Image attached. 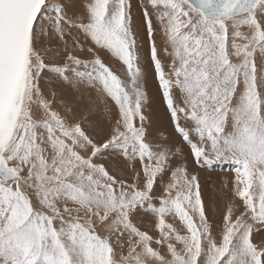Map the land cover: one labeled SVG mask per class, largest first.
<instances>
[{
    "label": "snow or ice",
    "instance_id": "1",
    "mask_svg": "<svg viewBox=\"0 0 264 264\" xmlns=\"http://www.w3.org/2000/svg\"><path fill=\"white\" fill-rule=\"evenodd\" d=\"M139 6L147 61L130 0H0V264H264V0ZM81 38L90 59L75 54ZM52 40L57 59L38 47ZM149 72L193 162L232 166L219 240L198 176L172 167L180 149L148 138ZM52 84L95 93L111 123L102 142L55 109ZM109 155L128 161L131 183L100 162Z\"/></svg>",
    "mask_w": 264,
    "mask_h": 264
},
{
    "label": "rangeland",
    "instance_id": "2",
    "mask_svg": "<svg viewBox=\"0 0 264 264\" xmlns=\"http://www.w3.org/2000/svg\"><path fill=\"white\" fill-rule=\"evenodd\" d=\"M130 3L131 16L134 20L132 21L136 24L135 25L133 23V28L137 31L138 36H140L139 41L142 38L140 42H142V52H145L143 53L144 59L146 61V59L148 60L149 58V54H147L149 44L148 41L145 42L146 38L145 29L142 23V10L139 6L140 0H130ZM81 40L83 39L81 38ZM157 45L160 46L159 35H157ZM38 47H50L53 51L49 55L48 59H57L56 53H62L64 45L62 42L52 40L51 42H45L43 45H38ZM145 47L147 50L145 49ZM84 48L85 51L83 53L79 50H76L75 54L78 55L81 59H90L91 56L87 52V47L84 46ZM59 86L62 87L60 84L51 85V87L54 88L57 92V103L54 106L55 109L62 115H64L66 108H71L73 113L71 121H80L83 124L85 131L96 142H102L110 132L111 123H103V121L98 120L99 116L104 117V120H106L107 115L105 114L104 108L95 103V93L88 90H75L66 86L59 88ZM41 87L45 90L46 95L51 98L50 94L48 93L49 85L47 81L42 80ZM146 93L151 103L147 105L149 108L146 107L148 110H145V115L148 116L151 120V125L148 130V138L154 144L159 143L173 150L180 149L181 155L175 157L172 160V167L186 164L189 174H195L198 176L201 195L206 194V196L203 195L202 197L205 196L209 200L208 201L204 198L202 199L206 209V216L209 222L213 225V235L217 240H219L221 238L220 233L222 231L223 217L228 210L229 203L233 201L231 188L232 181L234 179V173L230 170L232 166L228 163H218L211 169H206L194 163L190 155V149L184 144L181 138L173 130L169 114L166 111V107L162 103L158 85L154 81L151 72H149L147 78ZM115 115L116 112L115 108L113 107L112 117L114 118ZM181 123L183 126L189 127V125L184 121H181ZM100 162L103 163L109 173L114 175L117 179H123L128 183L132 182V178L135 173L129 167L128 161H126L122 157L109 155L106 159ZM136 168H140L138 162L136 163ZM168 179V173L164 174L163 180H161L159 177L157 178V182L154 186L155 190L153 193L156 199H158L162 194V189L168 182ZM225 185H227V187H225ZM208 194L213 198L210 196L208 197ZM216 195L218 196V199L215 198ZM210 199H212V202ZM239 203L240 202L238 200L235 201L236 205H239ZM234 211L238 214V208H234ZM133 221L142 231H147L153 236L158 235V233L154 231V222L151 217L138 214L133 218ZM169 222H171L170 218ZM176 224L177 226H179L178 221H176ZM254 241L256 243L264 241V229H261L259 232L254 233Z\"/></svg>",
    "mask_w": 264,
    "mask_h": 264
},
{
    "label": "bare ground",
    "instance_id": "3",
    "mask_svg": "<svg viewBox=\"0 0 264 264\" xmlns=\"http://www.w3.org/2000/svg\"><path fill=\"white\" fill-rule=\"evenodd\" d=\"M77 9H70V12H72V11H76ZM133 20V19H132ZM134 21V20H133ZM134 23V22H133ZM135 24V23H134ZM136 25V24H135ZM139 28V27H138ZM137 28V29H138ZM139 30V29H138ZM137 32V31H136ZM138 37H140V36H138ZM142 39V38H141ZM141 39H140V41H141ZM81 42L83 43V45L84 46H86L87 48L90 46V42H84L83 40H81ZM145 42H147V40L145 41ZM140 43H142V42H140ZM143 43H144V41H143ZM149 44V43H148ZM145 49H146V47H145ZM144 49V50H145ZM148 49H149V47H148ZM147 50V49H146ZM144 52V51H143ZM83 53V52H82ZM145 53V52H144ZM148 54V53H147ZM146 57H148V56H146ZM146 61H147V59H146ZM62 86V85H61ZM58 87V86H57ZM63 87V86H62ZM62 87H60L59 86V88H62ZM83 91V90H82ZM81 92V91H80ZM156 93V92H155ZM85 94H86V92H85ZM86 96V95H85ZM149 104H151V103H149ZM147 108H149L148 106H146ZM147 108H145V110L147 109ZM148 110V109H147ZM148 112H151V111H148ZM109 119V117L107 116V119L106 120H104V117H101V116H99V118H98V120L99 121H103V123L105 122H108V123H110V120H108ZM90 122V121H89ZM108 133V132H107ZM207 171V170H206ZM208 172V171H207ZM213 178V177H212ZM203 195H205L206 196V194H202V196ZM202 197V199L204 198V199H206V200H208V198H206V197ZM210 195L208 194V197H209ZM210 197H212V196H210ZM213 198V197H212ZM215 198H217L218 199V196L216 195V197ZM211 200V202H212V199H210ZM209 201V200H208Z\"/></svg>",
    "mask_w": 264,
    "mask_h": 264
}]
</instances>
